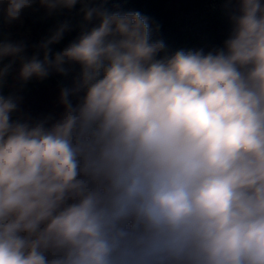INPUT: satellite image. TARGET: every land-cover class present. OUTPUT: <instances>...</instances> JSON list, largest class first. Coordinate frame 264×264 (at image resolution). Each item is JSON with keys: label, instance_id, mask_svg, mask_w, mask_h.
<instances>
[{"label": "clouds", "instance_id": "obj_1", "mask_svg": "<svg viewBox=\"0 0 264 264\" xmlns=\"http://www.w3.org/2000/svg\"><path fill=\"white\" fill-rule=\"evenodd\" d=\"M105 3L0 0L7 25L83 17L56 52L68 20L31 45L0 33V264H264V0H226L207 52ZM53 73H74L62 111L22 113Z\"/></svg>", "mask_w": 264, "mask_h": 264}, {"label": "trees", "instance_id": "obj_2", "mask_svg": "<svg viewBox=\"0 0 264 264\" xmlns=\"http://www.w3.org/2000/svg\"><path fill=\"white\" fill-rule=\"evenodd\" d=\"M170 3L175 4L173 10L168 9ZM105 7L110 12L138 11L149 17L152 38L163 40L169 52L200 48L207 52L221 47L231 30L226 0H106ZM79 9L77 4L70 11L64 10L47 18H42V9L25 10L19 19L21 29L12 26L17 21L10 25L0 23V33L10 34L11 39L24 40L31 45L44 39L57 22L68 20L72 30L65 34L62 41L51 46L53 52L60 51L80 33L79 24L83 17ZM73 75L70 73L65 77L53 73L43 82L30 81L20 92L23 97L21 112L34 119L58 115L62 111L57 103L60 87L70 86ZM12 83L10 77L9 86Z\"/></svg>", "mask_w": 264, "mask_h": 264}, {"label": "rangeland", "instance_id": "obj_3", "mask_svg": "<svg viewBox=\"0 0 264 264\" xmlns=\"http://www.w3.org/2000/svg\"><path fill=\"white\" fill-rule=\"evenodd\" d=\"M175 8V4H173V3H170L169 4V6H168V9L169 10H173ZM12 26H15V27H17L18 29L20 28H22V22H21V20H17V22L15 23V24H13Z\"/></svg>", "mask_w": 264, "mask_h": 264}]
</instances>
